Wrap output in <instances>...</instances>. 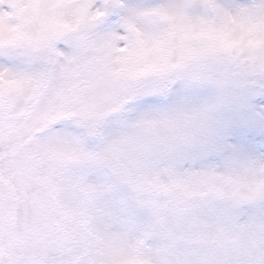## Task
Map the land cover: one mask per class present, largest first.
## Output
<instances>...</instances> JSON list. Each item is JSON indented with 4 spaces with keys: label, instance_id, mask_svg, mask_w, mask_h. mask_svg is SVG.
Segmentation results:
<instances>
[{
    "label": "snow or ice",
    "instance_id": "obj_1",
    "mask_svg": "<svg viewBox=\"0 0 264 264\" xmlns=\"http://www.w3.org/2000/svg\"><path fill=\"white\" fill-rule=\"evenodd\" d=\"M0 264H264V0H0Z\"/></svg>",
    "mask_w": 264,
    "mask_h": 264
}]
</instances>
